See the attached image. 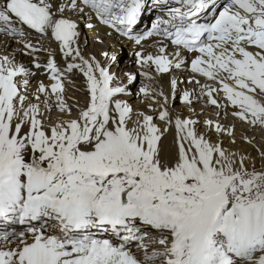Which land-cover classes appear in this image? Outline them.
Segmentation results:
<instances>
[{
	"label": "snow or ice",
	"instance_id": "1",
	"mask_svg": "<svg viewBox=\"0 0 264 264\" xmlns=\"http://www.w3.org/2000/svg\"><path fill=\"white\" fill-rule=\"evenodd\" d=\"M146 11L158 14L138 32ZM85 13L137 46L141 69L171 74L192 54L189 83L208 104L264 129V0H3L0 34L19 38L50 82L33 88L36 72L0 56V264H264V147L257 168L224 147L225 135L236 143L234 125L206 119L200 131L152 84L139 88L146 110L134 108L124 97L137 75L118 76L115 54L103 51L104 64L79 46L72 17ZM33 32L58 43L63 68L51 52L39 62ZM76 73L83 103L65 95ZM194 96L180 99L191 107Z\"/></svg>",
	"mask_w": 264,
	"mask_h": 264
},
{
	"label": "bare ground",
	"instance_id": "2",
	"mask_svg": "<svg viewBox=\"0 0 264 264\" xmlns=\"http://www.w3.org/2000/svg\"><path fill=\"white\" fill-rule=\"evenodd\" d=\"M78 24V30L80 32L79 46L84 51L85 55H95L97 59L101 60L102 63L107 64L108 61L101 55L103 51H107L109 55L115 54L117 56V61L112 65V72L118 76H123L125 72L135 73L137 75V80L139 83L134 88L133 85H129L130 91L133 95L124 97L133 105L134 108L146 110L145 106L151 101H146L142 94H139V88L143 84H152L153 87L157 89H163L165 94L169 96V106L172 110L178 114L183 115L184 118L191 117L192 119H197L200 121L198 125L200 131H206V126L204 121L206 119L219 120L222 124H225L229 127L235 126L236 133V143L232 144L230 139L225 135L222 137L224 142V147L230 148L233 151H241L248 154H251L256 158V167L259 168L260 160L259 153L257 148L264 147V129L260 127H252L247 123L241 122L240 120L234 118L231 115L232 106L227 105L228 114L224 115V107L217 109L216 107L208 104L207 98L200 95V89L193 83H189V80L192 76L190 72V60L192 54H185V59L188 61L186 67L173 71L171 74H157L153 69H141L140 66L136 63V57L134 55L135 51H138V47L130 42L126 37H121L113 29L107 28L104 25H101L95 16L89 17L87 13L83 16L74 15L72 17ZM154 19V13L151 11H146L136 26V31H143V28L147 27L150 24V20ZM88 23H92L95 26V31L90 30L87 27ZM110 33V35H109ZM31 42L36 44L37 47H42L44 50L37 53L36 56L39 59V62L44 63L48 59V53H54L55 58L58 64L63 68L65 66L64 58L59 51L58 45L54 44L51 40H43L37 37L31 36ZM156 43V40H148L144 42L143 51L147 53L156 54L157 49L150 47V45ZM169 52L172 51V48L169 47ZM15 54L16 60L19 63H23L26 66L30 67L33 72H36V75L31 78V84L34 88L39 81H43L45 84H48L49 78L48 73L45 69L37 71L32 63L34 57L27 55L26 50L23 49V43L19 42V38L13 39L4 34H0V56ZM119 53L121 55H119ZM123 55V56H122ZM141 71H149L152 76L155 77V82L148 81L143 76L140 75ZM172 77H176L179 80L176 97L172 98V92L170 90V80ZM200 79L201 84L204 83H213L211 81H206L204 78L197 77ZM70 79L73 83H66V93L67 97H71L70 102H75L76 100L83 101L85 100V93L82 91L84 88L83 77L81 74L76 73V75L71 76ZM135 81V82H136ZM124 83H127L125 80ZM184 91H195L196 96L193 97V104L191 107L182 103L180 97H182ZM196 97H199L197 99ZM219 103L223 106L226 104V100L223 94L218 96ZM154 107H159V105H154ZM194 108L195 111L192 112L191 109ZM220 113L218 116L217 113ZM56 113H53V119H55ZM158 124L163 126V122L157 121ZM174 131V130H173ZM243 136H247L250 139H253V144H247L242 139ZM211 138L213 140L217 139V136L214 132L211 133ZM174 137L172 133H166L165 137L162 139V146L167 151L172 147V141ZM255 146V147H254ZM1 226V225H0ZM135 251V247H133Z\"/></svg>",
	"mask_w": 264,
	"mask_h": 264
},
{
	"label": "rangeland",
	"instance_id": "3",
	"mask_svg": "<svg viewBox=\"0 0 264 264\" xmlns=\"http://www.w3.org/2000/svg\"><path fill=\"white\" fill-rule=\"evenodd\" d=\"M119 55H121V54L119 53ZM122 56H123V55H122ZM138 83H139L138 81L134 82V84H133V86H132V87L134 88L135 86H137V85H138Z\"/></svg>",
	"mask_w": 264,
	"mask_h": 264
}]
</instances>
